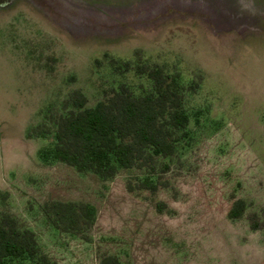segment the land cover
<instances>
[{
  "label": "rangeland",
  "instance_id": "rangeland-1",
  "mask_svg": "<svg viewBox=\"0 0 264 264\" xmlns=\"http://www.w3.org/2000/svg\"><path fill=\"white\" fill-rule=\"evenodd\" d=\"M112 61L157 64L186 87L189 137L156 160L169 170L155 194L126 190L137 169L102 181L37 157L50 140L37 126L73 92L92 107L119 84L149 88ZM51 201L95 207L87 239L51 225ZM0 213L56 264H264V0H0Z\"/></svg>",
  "mask_w": 264,
  "mask_h": 264
},
{
  "label": "trees",
  "instance_id": "trees-1",
  "mask_svg": "<svg viewBox=\"0 0 264 264\" xmlns=\"http://www.w3.org/2000/svg\"><path fill=\"white\" fill-rule=\"evenodd\" d=\"M116 72L133 71L145 77L149 88L135 94L126 84L104 92L102 100L87 107L85 96L75 91L68 100V110L52 120V127L37 126L47 145L37 152L44 165L62 163L80 173H91L102 181L114 179L121 170L137 169L144 177L136 184L126 183L129 193L135 190L157 193L167 183L159 178L169 170L157 169L156 160L173 156L181 142L189 137V115L183 106L186 87L179 73H168L157 64L111 62ZM166 208L157 202L155 209ZM51 225L62 232L87 233L96 222L97 212L88 203L51 201L43 206ZM246 204L236 200L228 211L229 219L244 215ZM252 229L259 227L257 222ZM56 264L41 251L35 234L20 229L14 218L0 213V264ZM100 264H120L115 256H104Z\"/></svg>",
  "mask_w": 264,
  "mask_h": 264
}]
</instances>
